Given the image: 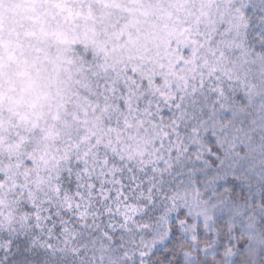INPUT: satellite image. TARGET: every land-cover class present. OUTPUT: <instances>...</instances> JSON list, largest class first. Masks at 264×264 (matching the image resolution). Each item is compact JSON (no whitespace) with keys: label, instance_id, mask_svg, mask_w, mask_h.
I'll return each instance as SVG.
<instances>
[{"label":"rangeland","instance_id":"rangeland-1","mask_svg":"<svg viewBox=\"0 0 264 264\" xmlns=\"http://www.w3.org/2000/svg\"><path fill=\"white\" fill-rule=\"evenodd\" d=\"M248 3L0 0V212L54 205L57 171L74 155L70 136L79 135L84 148L86 134L102 132L106 114L126 118L135 106L164 98L188 106L176 114L179 120L211 104L214 126L216 114L230 113L231 97H223L233 90L244 96L253 109L250 128H217L231 134L225 139L234 151L244 141L251 163L264 169V62L249 56L241 41ZM97 76L116 89L122 110L114 104L106 106L109 110L100 107ZM52 90L63 106L37 115L32 102ZM136 114L133 123L145 124V110ZM149 137L155 139L151 132ZM263 241L262 233L253 240L260 248ZM242 252L234 248L224 264L249 262L251 254Z\"/></svg>","mask_w":264,"mask_h":264},{"label":"trees","instance_id":"trees-1","mask_svg":"<svg viewBox=\"0 0 264 264\" xmlns=\"http://www.w3.org/2000/svg\"><path fill=\"white\" fill-rule=\"evenodd\" d=\"M243 15L245 20L241 31L242 47L249 56L260 58L264 62V47L261 46L259 39L261 29L264 28V21L261 19L264 17V12L249 8L247 13L243 9ZM74 57L76 58L75 55ZM97 78L103 91L98 99L100 107L109 110L106 106L110 107L114 104L122 110L123 100L118 98L116 89L114 91L112 87H105L107 81L101 76ZM229 96L231 97L228 104L230 113L216 114L218 123L216 122L214 126L209 119L211 104L204 105L196 114L192 113V110L190 114L179 120L176 114L188 106L184 107L177 101L164 98L151 106H135L134 112L126 118L118 114L113 115L112 112L106 114L102 132L86 134L89 140L86 141L84 148H81L82 140L79 135L70 136L73 141L69 145V150L73 147L74 155L67 164L61 163L62 166L57 171L59 176L56 184L59 185V196H56L57 201L54 206L71 213L79 202L81 209L90 213L88 220L91 222L94 219L92 208L99 197L86 186L81 187L84 179L90 178L93 184L100 185L102 194H107L103 191L104 186H107L109 192L119 193V184L109 183V180L114 179L126 167L135 166L141 174L144 172L152 174L153 168L166 169L172 173L182 170L185 186L179 193L173 195L181 202L187 196V203L194 214L201 212L202 209L212 208L211 216L218 217L214 222L210 221L215 228V234H206L199 240L201 246H209L211 249L203 258L211 259L213 253H218L212 264H217V261L219 264H224V260L226 263L229 256L223 253H226L228 248L234 252V248L238 247L243 248L241 255L246 252L251 254L250 261L244 264H264V241L261 248L255 246L253 242L256 236L261 233L264 235V192H262L264 169L251 163L253 154L244 141L238 144L240 151H234L229 139H225L231 134L218 131L220 125L231 129L250 128L253 109L244 96L240 94L235 96L234 90L224 96L223 101ZM86 99L88 103L95 101V98L86 97ZM140 110H145V124L136 125L133 122L138 117L136 112ZM82 116H85L83 112ZM130 124L131 128L128 129ZM109 128L112 132H109ZM150 132L154 135V140L149 137ZM197 141L198 145H195ZM244 148L248 150L245 154ZM77 164L81 167L76 168ZM251 165L256 166L252 169ZM257 176L260 178L256 180ZM69 178L76 184L73 189L67 184ZM165 178H168L167 175ZM225 180L229 182L226 185L227 190H218L217 183ZM77 193L80 195L77 196ZM109 207L121 220L129 218V226L132 223L130 218L139 210L137 203L132 201L121 203L119 196L111 200ZM1 211V222L21 221L31 215L28 210ZM164 227L166 228L167 225L165 224ZM59 243L63 245L62 237L59 238ZM188 246L189 242L182 238L181 243L175 245V249ZM252 249H255L254 254L251 253Z\"/></svg>","mask_w":264,"mask_h":264},{"label":"snow or ice","instance_id":"snow-or-ice-1","mask_svg":"<svg viewBox=\"0 0 264 264\" xmlns=\"http://www.w3.org/2000/svg\"><path fill=\"white\" fill-rule=\"evenodd\" d=\"M249 8L264 12V0H249L246 13ZM261 19L264 21V17ZM259 39L264 47V28ZM151 173L141 174L135 166L124 168L109 180L119 184V193L109 192L104 186L107 194H102L100 185L84 179L81 187L86 186L99 197L92 208L91 222L90 213L82 210L79 202L71 213L51 204H35L27 209L31 215L21 221H8L6 225L0 222V264H212L218 253L204 259L211 249L201 246L199 240L206 234H215L210 221L218 217L206 214V209L194 214L187 196L181 202L173 195L185 186L182 170L172 173L153 168ZM228 183L218 182L216 187L224 191ZM67 184L70 189L76 187L71 178ZM117 196L121 203L132 201L139 205L130 218L131 226L129 218L121 220L109 207ZM182 238L189 246L176 250ZM223 254L235 255L231 248Z\"/></svg>","mask_w":264,"mask_h":264},{"label":"clouds","instance_id":"clouds-1","mask_svg":"<svg viewBox=\"0 0 264 264\" xmlns=\"http://www.w3.org/2000/svg\"><path fill=\"white\" fill-rule=\"evenodd\" d=\"M64 101L59 98L58 94L52 90L35 98L32 106L35 108L37 115H46L58 107L63 106Z\"/></svg>","mask_w":264,"mask_h":264}]
</instances>
